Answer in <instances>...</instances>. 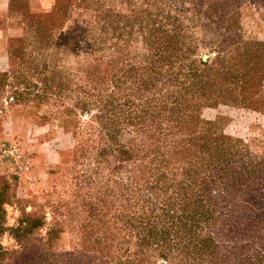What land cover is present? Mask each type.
Listing matches in <instances>:
<instances>
[{
  "label": "rangeland",
  "instance_id": "374dc122",
  "mask_svg": "<svg viewBox=\"0 0 264 264\" xmlns=\"http://www.w3.org/2000/svg\"><path fill=\"white\" fill-rule=\"evenodd\" d=\"M57 7L0 70V264H264V0Z\"/></svg>",
  "mask_w": 264,
  "mask_h": 264
},
{
  "label": "crops",
  "instance_id": "0c3cea01",
  "mask_svg": "<svg viewBox=\"0 0 264 264\" xmlns=\"http://www.w3.org/2000/svg\"><path fill=\"white\" fill-rule=\"evenodd\" d=\"M56 0H0V70L10 64L11 44L30 32V19L47 15Z\"/></svg>",
  "mask_w": 264,
  "mask_h": 264
},
{
  "label": "trees",
  "instance_id": "16d2710c",
  "mask_svg": "<svg viewBox=\"0 0 264 264\" xmlns=\"http://www.w3.org/2000/svg\"><path fill=\"white\" fill-rule=\"evenodd\" d=\"M58 1H59V0H56L55 5L53 6V9H52V10H53L54 12H56V13L59 14V13H61V10H60L59 7H57V2H58ZM55 10H56V11H55ZM53 11H52V12H53ZM32 18H34V17H31V19H32ZM31 19H30V26H32V27L35 29V25H34V24H35V23H34L35 21H32L33 19H32V20H31ZM32 23H33L34 26L32 25ZM30 28H31V27H30ZM42 33H44V32H42ZM195 75H196V74H195ZM99 82H100L101 84H103L104 81L99 80ZM195 82H196V84H194L195 86L193 85V86H194L193 88H191V85L186 86V87H183V88H184V89H183V91H184L183 93H189V92H192V91L194 90V88H195L196 90H199L200 88L205 87V83H204L201 79L196 80ZM178 112H179V111H178ZM178 114H179V113H178ZM2 202H3V198H0V214H1V212H3L2 207H1Z\"/></svg>",
  "mask_w": 264,
  "mask_h": 264
}]
</instances>
